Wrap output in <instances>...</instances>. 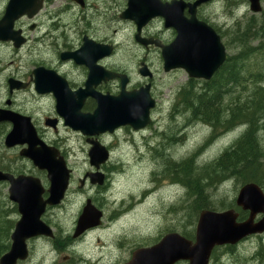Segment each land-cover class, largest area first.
<instances>
[{"label":"flooded vegetation","instance_id":"af4514ba","mask_svg":"<svg viewBox=\"0 0 264 264\" xmlns=\"http://www.w3.org/2000/svg\"><path fill=\"white\" fill-rule=\"evenodd\" d=\"M129 1L42 0L41 9L36 16L32 18L24 16L14 23L13 29L19 31V38L22 40L21 45L15 47L13 42H0V45L8 46L11 49V60L7 68L10 72L4 76L7 97L3 102H0V111H8L13 114V117L22 122L28 119L35 129L37 137L45 145L57 149L59 154L65 159L70 171L69 187L65 197L74 182L75 174L74 168L72 169L68 164L67 156L69 153L66 150V142L68 139L59 137L60 129H64L66 133L73 134L75 137L83 140L84 145L87 147L85 152L87 158L91 148L87 140L96 141L107 151L108 159L104 164L99 166V169L96 170L89 165V168L83 172L82 178L77 180L78 191L81 192L84 190L85 185H90L96 189L98 195L103 197V192L111 185L110 174H113L114 171L111 156L116 144H113V138L117 137L120 132L124 131L126 135H138L144 133L147 129L150 130V128H153L152 135L156 142L154 146H150V149H152L155 157L159 159L164 154L169 156L173 150L183 147L181 143H184V138L180 135L187 131V127L192 126V124L194 126L197 124L204 125L198 119L193 121L189 106L187 105V107L186 104L180 102V104H177L179 111L184 108L182 109L184 113L180 116L186 114L185 117L186 119L188 118V122L176 129L178 133L175 131V136H173L168 134L171 132L170 130L166 132L164 129V131L161 130L160 132L157 128H154L160 126L159 120L154 119V115L160 110V99L157 91L158 76L159 74L172 75L179 71L178 69L169 72L163 71L162 50L159 44L162 46L170 45L176 39L177 32L173 28L165 27V21L161 17H154L148 20L140 28L133 21L122 18V14L128 9ZM149 1H151L150 3L153 6L155 0ZM157 1L163 5L174 4L173 13L180 14L184 20H190L194 17L198 23L205 24L214 31L219 37L220 43L226 53L225 62L215 72V75H222L223 66L230 59L227 54L229 45L231 43V46H234L238 39L237 30L235 29L236 22L232 25H227L224 22L216 23L210 20L209 14H211V10L216 5L223 6V4L230 16H234V13L239 7H244L246 11L249 10L251 12L249 3L246 0H211L201 4H197L198 0ZM263 2L264 0H260L261 11ZM193 6L195 7L193 8ZM138 8L141 9L142 7ZM150 12L148 11V13ZM1 15L2 12L0 18ZM260 26L262 24L256 27L258 28ZM123 31H128V33L124 39H120ZM137 36L139 40L149 43L143 45L137 41ZM75 53H78L76 56L77 60L72 57ZM232 57L235 59L237 56ZM154 62L157 63V66H154ZM129 63L135 66L129 68L127 65ZM144 67L148 72V76L146 77L140 73V70ZM37 69L44 71L42 72L43 93H38L34 83L35 76L33 72ZM90 69H93L94 73L96 72L90 85V91L94 94L105 97H116L122 91L126 93L141 91L143 93L144 90H147L149 98L154 104V107L149 111L150 123L145 128L137 131L125 126L116 129L112 133L99 134L91 138L66 127L64 120L57 112V103L54 94L60 92L73 94L77 91L84 90L89 78ZM112 75H116V77L112 78ZM194 81L198 84L195 91H198V87L204 81ZM189 82L190 79L187 78L184 84L185 86H182L178 90V98L180 100L182 99L183 92H186L184 87H187ZM261 89L264 90V87L261 86ZM96 107V99L87 97L83 102L81 112L85 114L93 113ZM169 109H171V106ZM173 110L177 111L174 108ZM167 116L168 114L166 118ZM205 126L207 125L205 124ZM13 127L14 124L11 122L0 123V171L10 174L15 178L20 175L32 176L39 179L41 184L42 181L39 175H42L45 178L44 183H47V181L45 182V172L34 168L32 163L21 155L22 151L28 147L26 144H15L12 147L5 145V138ZM183 153L190 155L185 150H183ZM260 156L264 158V152ZM172 165L174 163L165 165V176L170 181V186L175 184L173 172H170L168 168L169 166L172 167ZM259 171L260 174L256 177V182L246 184L255 185L261 192L262 203L259 206L260 211L256 212L255 207L246 210L237 204L239 191L246 185L239 184L230 207L236 215V223L238 224L251 219L252 225H256L264 220V166ZM95 172H99L103 177L101 185L91 184L89 174ZM169 184L166 186L168 187ZM2 186L8 187V184L2 182L0 183V188ZM44 197L46 198L47 196L45 195ZM98 200L100 199L97 197L92 199L88 198L86 202L90 201V203H95ZM44 221L47 225H50L48 221ZM96 228L85 231L77 238L73 237V230L72 235L70 237L67 236L65 239L68 242L71 240L74 243L76 240H82L88 232ZM39 239L51 242L55 251H59V234H53V238L34 239L29 241L28 244L30 245L31 242ZM248 251H252L249 258L250 264H264V230L251 233V235L244 237L234 245H223L214 248L211 252L209 264L219 257L225 260H233V256L242 253L246 255ZM67 262L71 263L70 258ZM242 264H249V262L244 261Z\"/></svg>","mask_w":264,"mask_h":264},{"label":"rangeland","instance_id":"374dc122","mask_svg":"<svg viewBox=\"0 0 264 264\" xmlns=\"http://www.w3.org/2000/svg\"><path fill=\"white\" fill-rule=\"evenodd\" d=\"M6 3L7 0H0V14L1 12L3 14ZM263 15L264 2L262 11L259 14H252L249 10L246 11L244 7H239L234 16H230L223 4V6L216 5L211 10L209 18L213 22H224L227 25L236 22L235 29L237 34L240 35L243 32L242 30L248 29V22L254 20L253 25L256 23V25H261L262 23L259 22ZM251 30L254 41L252 39L251 42L248 41L245 45L247 46L246 49L239 43L238 39L234 46H231V43L229 45L227 54L229 58L237 56L233 62H236V71L240 72L242 77L241 80L239 74H237L239 83L230 84L231 88H227L232 91L231 93L234 96L252 92L258 85L264 87V79H261L264 78V39L256 37L255 32L253 33L254 29L251 28ZM127 33L128 31H123L120 39H124ZM10 60V47L0 45V67H2L0 69V102H3L7 97L4 76L10 72L7 69ZM127 65L129 68L135 66L132 63ZM154 66H157L156 62H154ZM187 78L182 70L172 75L159 74L157 91L160 99V110L154 115V119L159 120L160 126L154 128H157L160 132L164 129L166 132L170 130L171 132L168 134L173 135V131L188 122V118L180 116L184 112L179 111V107H177V104L181 102L178 98V90L185 86ZM170 106L171 109H169ZM173 108L177 111H174ZM165 126L167 127L165 128ZM244 130L243 127L218 135V133L213 134V129L208 126L203 124L194 126L192 124V126L187 127L186 134L181 135V137L184 135V143H181V145H184L182 149L173 150L169 156L164 154L159 159L155 157L152 149H150V146H154L156 142L152 135L153 128L147 129L144 133L138 135H126L122 131L117 137L113 138V144H116L111 156L114 171L113 174H110L111 185L103 192L102 197L90 185H85L84 190L81 192L77 190V180L81 179L83 172L89 168L85 153L87 147L81 138L60 129L59 137L68 139L66 150L69 153L67 156L68 164L72 169L74 168V182L62 203L59 206L47 209L42 218L43 221L49 222L54 234H59V251H55L51 242L39 239L31 242L30 245L28 244L30 249L29 259L26 263L19 264H123L130 259L131 253L135 249L142 246H151L161 236L169 232L179 234L182 230L194 232V227L188 225L189 218L185 217V215H190V201L185 200V189H182L179 185L170 186V181L165 176V165L167 166L170 163L176 165L181 160L188 158L189 154H184L183 150L189 152L190 156L199 152L196 159L197 167L210 165L241 136ZM49 135L53 137L50 133ZM214 135L215 137H213ZM256 137L259 141L261 154L264 152V130L257 132ZM204 144H206V147L202 148ZM263 159L260 161L261 164H263ZM168 168L170 172L171 170L173 172L174 168L171 169V166ZM215 174L221 175L218 171H215ZM39 178L43 187L47 188L48 184L44 183L45 178L42 175H39ZM167 184H169L168 187ZM222 184L207 188V194L210 193L209 198L216 210L229 209L228 206L233 203L239 187L234 179ZM95 197L100 200L95 203L91 202V204L102 213L101 225L88 232L82 240H76L74 243L71 240L70 242L66 241L65 238L72 235L77 218L82 212L86 200ZM1 201L4 203V205H0L1 211L5 212L11 208L12 204L7 199V186L0 188V203ZM183 205L186 207L184 211L182 209ZM11 218L16 219L17 216L11 214ZM251 252L248 251L246 255L243 253L235 255L232 257L233 260H225L219 257L210 264H242L244 261H248L250 264ZM69 258L71 263H66ZM177 264L187 263L180 262Z\"/></svg>","mask_w":264,"mask_h":264},{"label":"water","instance_id":"95a60500","mask_svg":"<svg viewBox=\"0 0 264 264\" xmlns=\"http://www.w3.org/2000/svg\"><path fill=\"white\" fill-rule=\"evenodd\" d=\"M209 1L211 0H198L197 4ZM246 1L252 13L261 11L260 0ZM150 2L149 0H130L122 18L133 21L139 28L154 17L163 18L165 27L173 28L177 32L176 39L170 45L159 44L162 50L163 71L181 69L190 79L210 80L226 60L225 49L219 37L210 27L198 23L194 17L184 20L180 14L173 13L174 4L163 5L155 0L152 6ZM41 3L42 0H8L0 19V41H10L15 47H19L22 40L19 38V31L13 29L14 23L24 16L34 17L41 9ZM148 11L151 12L148 13ZM136 39L143 45L149 43L139 40L138 36ZM77 55L78 53H75L72 57L77 60ZM42 72H44L42 69L33 72L38 93H43ZM140 73L144 77L148 76L145 67L140 70ZM95 75L96 72L90 69L84 90L73 94L69 92L54 94L57 112L64 120L66 127L91 138L99 134L112 133L115 129L125 126L137 131L150 123L149 111L154 104L147 90L143 93L122 91L116 97L94 94L90 91V85ZM87 97L95 98L97 107L93 113L85 114L81 112V109ZM1 122L14 124L5 138V145L12 147L15 144H26L28 147L22 151L21 155L28 159L37 170L45 172L48 183L47 189H44L37 178L22 175L15 178L0 171V183L8 184V200L16 206L19 215L10 234L9 250L0 257V264H17L28 258L27 241L39 237H53L51 228L42 221V216L47 208L56 207L63 201L68 189L70 171L58 150L45 145L37 137L28 119L22 122L8 111H0ZM87 142L91 145L88 153L89 165L97 170L108 159V153L96 141L87 140ZM89 177L91 184H102L103 177L99 172L91 173ZM45 194L46 198H44ZM261 196V192L255 185L248 184L240 189L237 204L246 210L255 207V211L258 212L262 203ZM101 217V212L87 201L77 218L73 237L77 238L86 230L99 226ZM263 230L264 220L256 225H252L251 219L238 224L232 210L223 212L203 210L198 214L194 242L176 232L167 233L156 244L134 250L130 259L124 264H177L179 262L208 264L210 254L215 247L234 245L251 233Z\"/></svg>","mask_w":264,"mask_h":264},{"label":"trees","instance_id":"16d2710c","mask_svg":"<svg viewBox=\"0 0 264 264\" xmlns=\"http://www.w3.org/2000/svg\"><path fill=\"white\" fill-rule=\"evenodd\" d=\"M253 23L254 20L248 22L247 28L250 29L242 30L243 32L238 35V41L244 47H246V43L252 38V31L250 32L251 28L254 29L256 37H264V15L260 20V23H262L263 25L262 28H257L256 24L253 25ZM243 39H245V41H243ZM233 60L234 58H230L223 66L222 75L216 74L210 81L203 82L202 85L198 87L197 92H195L194 89L197 88L198 84L194 80H190L188 86L184 87L186 89V92H183L185 94H183L182 97L184 99L189 98L187 101L188 104L185 102L187 99L183 100L182 98L181 102L184 101L183 103L187 104L188 106L191 105L189 109L190 111H192L190 113L191 119L193 121L195 119H198L200 122L207 124V126L210 129H213L215 133H218V135L222 133H227L238 127L245 128L244 132L241 134L242 137L240 136L237 140H235L228 148L223 151V153H221V155L217 159L213 160L210 165L197 167L196 159L199 154V152H197L192 156L186 158V160H181L176 165H173L171 167V169L174 168V183L179 184L185 189V200L190 201V215H185L186 218H189L188 225L190 227L195 226L200 211L216 210L214 209L213 204L211 203L212 201L210 200L209 195L207 194V188H209L210 186L222 184L228 181L229 179H234L238 184L256 182V177H258V175L260 174L259 170L264 166V164L260 163L263 158H261L260 156L259 141L256 137L257 132L264 130V90L259 88L262 85H258L259 87L257 86V89H255L251 93L245 92L234 96L231 93L232 91L228 90L229 88H231L229 86L230 84H235L236 82L239 83V81L237 80L238 72L235 71L236 62H233ZM229 67H231V71ZM238 74L239 76L241 75L240 72ZM240 79L242 80L241 76ZM207 87L212 90L210 91ZM213 89H215V92L213 91ZM192 94L195 100L193 99V96H191ZM260 112L263 113V115ZM214 118H216V120ZM255 119L257 123H255ZM220 122L222 125L220 124ZM215 171H218V173L220 172L221 175H216ZM216 176L218 178H215ZM0 205H4V203L1 201ZM182 209L184 211L186 207L183 205ZM11 214H16V208L14 206H11V208L5 212L1 211L0 209V257L9 248V235L13 229L15 221L14 218H11ZM180 234L186 239H193V232L182 230Z\"/></svg>","mask_w":264,"mask_h":264},{"label":"bare ground","instance_id":"6f19581e","mask_svg":"<svg viewBox=\"0 0 264 264\" xmlns=\"http://www.w3.org/2000/svg\"><path fill=\"white\" fill-rule=\"evenodd\" d=\"M258 22H259V21H258ZM259 23H260V22H259ZM256 24H257V23H256ZM256 26H257V25H256ZM262 26H263V25H262ZM262 26H260V27L262 28ZM254 27H255V26H254ZM258 28H259V27H258ZM251 31H252V30H251ZM251 31H250V32H251ZM260 32H261V31H260ZM263 32H264V31H263ZM246 33H247V32H246ZM246 33H245V34H246ZM253 33H254V31H253ZM258 33H259V32H258ZM249 34H251V33H249ZM263 35H264V33H263ZM250 36H251V35H250ZM252 36H253V35H252ZM259 37H260V36H259ZM243 38H244V34H243ZM245 38H246V37H245ZM254 38H255V36H254ZM261 38H262V37H261ZM261 38H260V39H261ZM263 38H264V37H263ZM251 39H252V38H251ZM251 39L249 40L250 42H251ZM252 40H253V39H252ZM243 41H245V39H243ZM253 41H254V40H253ZM256 41H258V40H256ZM241 42H242V41H241ZM259 43H260V42H259ZM238 44H239V43H238ZM243 44H244V42H243ZM250 44H251V43H250ZM250 44H249V47H250ZM246 48H247V46L245 47V49H246ZM257 48H258V47H257ZM236 67H237V66H236ZM236 67H235V68H236ZM230 68H231V67H229V69H230ZM236 69H237V68H236ZM238 70H239V69H238ZM230 71H231V69H230ZM235 71H236V70H235ZM226 72H227V71H226ZM233 72H234V71H233ZM236 72H237V71H236ZM238 73H239V72H238ZM238 73H237V74H238ZM228 74H229V72H228ZM240 74H241V73H240ZM259 77H260V76H259ZM263 77H264V76H263ZM243 78H244V77H243ZM261 79L263 80L264 78H261ZM261 79H258V80L260 81ZM259 81H258V82H259ZM259 83H260V82H259ZM260 84H261V83H260ZM195 87H196V86H195ZM202 87H204V86H202ZM212 87H213V86H212ZM212 87H211V88H212ZM216 87H217V84H216ZM254 87H255V86H254ZM258 87H259V86H258ZM191 88H192V86H191ZM193 88H194V86H193ZM207 88H209V87H207ZM259 88L261 89V87H259ZM259 88H258V89H259ZM199 89H200V88H199ZM244 89L246 90V88H244ZM256 89H257V88H256ZM195 90H196V89H194V91H195ZM200 90H201V89H200ZM200 90H199V92H200ZM209 90L211 91L212 89L209 88ZM214 90H215V89H213V91H214ZM245 90H244V91H245ZM250 90H251V89H250ZM253 90H254V89H253ZM253 90H252V92H253ZM207 91H208V89H207ZM216 91H217V90H216ZM188 92H189V91H188ZM188 92H187V93H188ZM195 92H197V91H195ZM199 92H198V93H199ZM201 92H202V91H201ZM214 92H215V91H214ZM255 92H256V91H255ZM190 93H191V92H190ZM190 93H189V94H190ZM246 93H248V92H246ZM250 93H251V92H250ZM183 94H185V93H183ZM193 94H194V93H193ZM193 94H192L191 96H193ZM201 94H202V93H201ZM196 95H197V93H196ZM249 95H250V94H249ZM189 96H190V95H189ZM187 97H188V95H187ZM200 97H201V96H200ZM205 97H206V95H205ZM182 98H183V97H182ZM196 98H197V96H196ZM203 98H204V97H203ZM242 98H243V97H242ZM185 99H187V98H185ZM185 99L183 98V100H185ZM188 99H189V98H188ZM188 99L185 101L187 104H188V102H187ZM193 99H194V96H193ZM191 100H192V99H191ZM194 100H195V99H194ZM199 100H200V99H199ZM199 100H198V101H199ZM182 102H184V101H182ZM196 103H197V102H196ZM184 104H185V103H184ZM187 104H186V106H187ZM197 104H198V103H197ZM199 104H200V103H199ZM201 105H202V103H201ZM178 106H179V105H178ZM190 106H191V105H190ZM190 106H189V108H190ZM193 106H195V105H193ZM261 106H262V105H261ZM175 107H176V106H175ZM180 107H181V106H180ZM187 107H188V106H187ZM261 108H262V107H261ZM182 109H184V108H182ZM182 109H181V110H182ZM256 109H257V108H256ZM259 109H260V108H259ZM197 110H198V109H197ZM230 110H231V109H230ZM183 111H184V110H183ZM261 111H262V110H261ZM190 112H192V111H190ZM230 112H231V111H230ZM238 112H239V111H238ZM182 113H183V112H182ZM228 113H229V112H228ZM260 113H261V112H260ZM172 114H173V113H172ZM257 114H258V113H257ZM261 114L263 115V113H261ZM185 115H186V114H185ZM185 115H184V117H185ZM231 115H232V114H231ZM231 115H230V116H231ZM258 115H259V114H258ZM262 115H261V116H262ZM172 116H173V115H172ZM231 117H232V116H231ZM252 117H253V115H252ZM256 117H257V116H256ZM256 117H255V118H256ZM258 117H259V116H258ZM185 118H186V117H185ZM185 118H184V119H185ZM226 118H227V117H226ZM261 118H262V117H261ZM214 119L216 120V118H214ZM214 119H213V120H214ZM257 119H258V118H257ZM259 119H260V118H259ZM263 119H264V118H263ZM175 120H176V119H175ZM211 120H212V119H211ZM215 120H214V121H215ZM237 120H238V119H237ZM226 121H227V120H226ZM232 121H234V120H232ZM255 121H256V119H255ZM255 121H254V122H255ZM167 122H168V120H167ZM172 122H174V120H172ZM262 122H263V121H262ZM177 123H178V122H177ZM209 123H210V122H209ZM215 123H216V122H215ZM215 123H214V124H215ZM255 123H257V121H256ZM260 123H261V122H260ZM194 124H195V123H194ZM211 124H212V123H211ZM214 124H213V125H214ZM220 124H221V122H220ZM224 124H225V123H224ZM247 124H248V123H247ZM247 124H246V125H247ZM174 125H175V124H174ZM197 125H198V124H197ZM204 125H205V124H204ZM206 125H207V124H206ZM213 125H211V126H213ZM217 125H218V124H217ZM217 125H216V126H217ZM221 125H222V124H221ZM209 126H210V125H209ZM214 126H215V125H214ZM224 126H225V125H224ZM170 127H172V126H170ZM200 127H201V126H200ZM173 128H174V127H173ZM214 128H215V127H214ZM224 128H225V127H224ZM227 129H228V128H227ZM217 130H218V129H217ZM225 131H226V130H225ZM228 131H229V130H228ZM173 132L176 133L177 131H176V132L173 131ZM173 132H172V133H173ZM182 132H183V131H182ZM177 133H178V132H177ZM249 133H250V132H249ZM182 134H183V133H182ZM182 134H181V135H182ZM184 134H186V133H184ZM213 134H215V132H213ZM181 135H180V136H181ZM216 135H217V134H216ZM173 136H175V135L173 134ZM180 136H179V137H180ZM183 136H184V135H183ZM183 136H182V137H183ZM177 137H178V136H177ZM186 137H187V136H186ZM213 137H215V135H214ZM213 137H212V138H213ZM241 137H242V136H241ZM257 137H258V136H257ZM180 140H181V139H180ZM177 141H178V139H177ZM183 141H184V140H183ZM237 143H238V141H237ZM177 144H178V142H177ZM182 146H184V145L182 144ZM205 146H206V145H205ZM255 147H256V146H255ZM180 148L182 149V147H180ZM256 150H257V149H256ZM154 152H155V151H154ZM157 152H158V151H157ZM256 153H257V152H256ZM192 155H193V154H192ZM192 155H191V156H192ZM189 156H190V155H189ZM186 157H188V156H186ZM191 158H192V157H191ZM235 158H236V157H235ZM185 160H186V159H185ZM187 160H189V159H187ZM190 160H191V159H190ZM170 164H171V163H170ZM171 171H172V170H171ZM229 171H230V170H229ZM231 175H232V174H231ZM233 175H234V173H233ZM172 177H173V176H172ZM176 177H177V176H176ZM229 180H230V179H229ZM180 181H181V180H180ZM219 183H220V182H219ZM181 184H182V183H181ZM220 185H221V184H220ZM222 185H223V184H222ZM145 186H146V185H145ZM214 187H215V186H214ZM219 187H220V186H219ZM212 189H213V188H212ZM213 190H214V189H213ZM213 193H214V192H213ZM209 194H210V193H209ZM209 194H208V195H209ZM184 202H185V201L183 200V203H184ZM184 206H185V205H184ZM189 206H190V205H189ZM188 211H189V210H188ZM191 211H192V210H191Z\"/></svg>","mask_w":264,"mask_h":264}]
</instances>
